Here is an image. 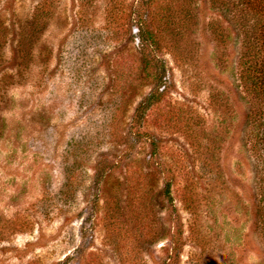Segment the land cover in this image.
<instances>
[{
  "label": "rangeland",
  "instance_id": "obj_1",
  "mask_svg": "<svg viewBox=\"0 0 264 264\" xmlns=\"http://www.w3.org/2000/svg\"><path fill=\"white\" fill-rule=\"evenodd\" d=\"M213 2L0 0V264H264L256 25Z\"/></svg>",
  "mask_w": 264,
  "mask_h": 264
},
{
  "label": "trees",
  "instance_id": "obj_2",
  "mask_svg": "<svg viewBox=\"0 0 264 264\" xmlns=\"http://www.w3.org/2000/svg\"><path fill=\"white\" fill-rule=\"evenodd\" d=\"M224 1L225 0H217V3H213L215 5H218L219 3V6L222 8V6L224 7L225 5L221 2ZM157 2L158 0H138L140 6L146 11L149 9V7H153V5L157 4ZM233 2L234 17H238L237 19L239 21L242 20L244 27L248 20L253 21L254 25H256V28L253 30L256 35H252L253 42L248 36L250 34H247L248 40L244 43V53L243 56H241L243 58L242 72L245 71L248 74L249 69L252 68V71H256L259 74V78H261L259 85L261 84V86L264 87V0H233ZM148 15L142 13V15L137 19L136 23L140 42H142L144 46L147 44L146 42H148L147 46H151L155 43L153 33L149 31L147 27ZM252 18L254 20H252ZM150 63V61H146L145 67H148ZM152 68L154 69V73L152 75H148L147 77L151 79V82L153 83V89L149 91L147 96L138 104V107L135 109V114L138 120L143 119L144 112L147 111L153 104L159 103L162 95L165 92L163 88L164 83L166 82L165 65L158 61V59H153ZM247 78L250 77L247 75L246 79ZM111 119L113 120V117H111ZM262 128V138L258 141V144H260L259 146L261 155L264 157V125ZM165 192L169 196L168 187Z\"/></svg>",
  "mask_w": 264,
  "mask_h": 264
}]
</instances>
